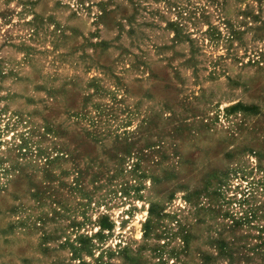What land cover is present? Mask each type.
I'll return each instance as SVG.
<instances>
[{
  "label": "rangeland",
  "instance_id": "374dc122",
  "mask_svg": "<svg viewBox=\"0 0 264 264\" xmlns=\"http://www.w3.org/2000/svg\"><path fill=\"white\" fill-rule=\"evenodd\" d=\"M0 264H264V0H0Z\"/></svg>",
  "mask_w": 264,
  "mask_h": 264
}]
</instances>
